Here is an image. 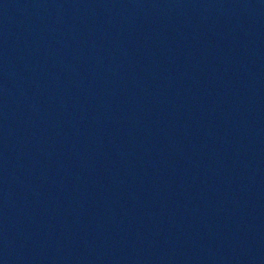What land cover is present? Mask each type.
Wrapping results in <instances>:
<instances>
[{"label": "water", "instance_id": "1", "mask_svg": "<svg viewBox=\"0 0 264 264\" xmlns=\"http://www.w3.org/2000/svg\"><path fill=\"white\" fill-rule=\"evenodd\" d=\"M0 264H264V0H0Z\"/></svg>", "mask_w": 264, "mask_h": 264}]
</instances>
